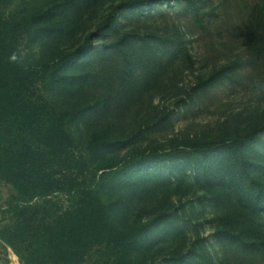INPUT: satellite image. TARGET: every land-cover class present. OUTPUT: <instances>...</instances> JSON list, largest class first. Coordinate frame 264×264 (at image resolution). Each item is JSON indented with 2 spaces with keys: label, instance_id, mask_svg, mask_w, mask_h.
<instances>
[{
  "label": "rangeland",
  "instance_id": "rangeland-1",
  "mask_svg": "<svg viewBox=\"0 0 264 264\" xmlns=\"http://www.w3.org/2000/svg\"><path fill=\"white\" fill-rule=\"evenodd\" d=\"M133 1L88 0V8L82 3L72 35L45 37L32 30L22 49L26 64L37 71L43 62H59L56 53L75 50L97 33L82 59L62 65L76 83L65 88L41 82L38 92L59 111L82 112L68 125L81 150L90 131L111 123L114 143L86 179L100 190L111 221L146 231L140 258L152 264H264V241L236 217L264 202V56L238 47L246 31L243 2L228 5L220 18L221 0ZM50 3L5 0L0 6L6 18H22ZM115 7V26L102 27ZM123 33L138 51L132 74L116 46ZM208 135L244 141L241 152L225 148L213 169L204 171L180 145ZM243 184L263 194L244 197ZM14 197L0 177V231L14 224ZM71 206L69 197L53 195L39 219ZM259 213L260 221L252 219L264 234V210ZM93 262L89 257L88 264ZM0 264H21L1 239Z\"/></svg>",
  "mask_w": 264,
  "mask_h": 264
},
{
  "label": "trees",
  "instance_id": "trees-1",
  "mask_svg": "<svg viewBox=\"0 0 264 264\" xmlns=\"http://www.w3.org/2000/svg\"><path fill=\"white\" fill-rule=\"evenodd\" d=\"M3 1L0 0V5ZM87 1L51 0L46 7L36 8L22 18H6L0 6V177L15 193L11 207L14 224L0 231V239L14 251L21 264H88L89 257H93L92 264H152L140 258L146 249V231L138 225L121 228L111 221L109 207L103 202L100 190L89 185L86 179L93 162L103 157L114 143L111 123L90 131L86 147L81 150L68 125L81 118L82 112L77 117L75 111H59L38 92L41 82L48 87L73 86L76 80L72 72H65L62 65L82 59L93 47L92 39L97 33L90 34L75 50L56 53L59 62L53 65L50 61L43 62L39 71L26 64L23 54V39L34 29L45 37L74 34L77 18L82 16L81 4L88 8ZM240 1L242 11L238 9L245 15L246 31L238 47L264 56V0L250 3L249 0H221L223 13L219 16L228 14L224 9L228 5ZM146 2L134 0L131 5ZM123 5L129 3L120 6ZM117 9L107 15L102 27L115 26ZM193 13L197 24L205 29L200 14ZM142 40L146 46L150 45L149 39ZM116 46L132 74L133 62L138 57L134 42L123 33ZM82 118L91 122L89 115ZM243 143L226 135L221 138L208 135L180 146L187 147L184 149L187 156L197 157L204 171H211L214 160H218L225 148L239 154ZM244 172L248 177V172ZM257 187L261 185L258 183ZM240 189V194L246 192L244 197L251 191L255 195L263 194L262 190L247 184ZM56 194L69 197L72 206L69 209L58 207L57 211L46 213V220L39 219L49 198ZM38 200L46 202L41 206L36 203ZM262 203V207L236 217L242 225L250 226L251 234L255 233L264 241V234H260L252 219L257 216L261 220Z\"/></svg>",
  "mask_w": 264,
  "mask_h": 264
}]
</instances>
